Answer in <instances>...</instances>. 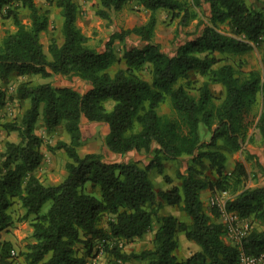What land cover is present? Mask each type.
<instances>
[{"label": "trees", "instance_id": "obj_1", "mask_svg": "<svg viewBox=\"0 0 264 264\" xmlns=\"http://www.w3.org/2000/svg\"><path fill=\"white\" fill-rule=\"evenodd\" d=\"M97 1L96 15L109 19L130 0ZM133 1L150 13L148 21L113 34L98 52L88 45L76 23L74 0H54L62 18L63 41L58 45L51 40L48 58L40 42L49 25L47 12L34 0H19L28 13L25 24L18 8H11L13 0H0V10L8 6L7 17L16 28L0 42L2 83L12 75L59 76L77 78L89 86L80 94L51 82L21 83L17 99L29 106L19 121L2 125L7 133H17L18 142H7L0 152V231L11 224L9 209L19 202L25 211L22 220L32 217L34 242L23 253L27 264H85L98 242H103L108 257L105 264H237L239 251L224 242L220 215L204 208L206 190L231 191L225 211L264 226V186H246L248 175L242 163L235 162L227 170L229 157L251 141L252 125L264 140V0H253L254 5L246 0ZM204 7L208 15L202 18ZM158 10L171 13L181 27L197 21L193 32L184 33V42L173 55L153 42ZM130 35L137 36L143 46L124 48L118 56L114 41L123 42ZM255 48L262 52V72H241L229 62V56ZM122 62L124 67L110 73ZM145 71L149 79L143 76ZM193 74L205 79L194 93ZM210 84L223 89L219 103ZM5 103V92L0 89V109ZM165 104L171 115L159 113ZM40 115L48 132L63 126L69 137V142L59 141L54 147L68 159L67 176L55 185H44L34 175L43 159V140L35 134ZM83 119L108 126L104 145L110 153L136 152L150 155L151 160L142 165L139 161L109 163L94 153L80 156ZM166 162L179 164L175 175L180 185L156 190L150 174L163 175ZM164 179L171 182L167 176ZM46 202L51 203L49 209L41 214ZM163 206L178 208L190 222L159 215ZM105 214L113 218L103 227ZM154 221L158 226L152 249L122 251V243L144 236ZM178 234L199 247L185 260L175 255ZM78 244L85 253H78ZM240 247L245 255L264 253V228L247 232ZM10 250L11 244L3 243L0 264H12Z\"/></svg>", "mask_w": 264, "mask_h": 264}, {"label": "rangeland", "instance_id": "obj_2", "mask_svg": "<svg viewBox=\"0 0 264 264\" xmlns=\"http://www.w3.org/2000/svg\"><path fill=\"white\" fill-rule=\"evenodd\" d=\"M35 4L41 8L43 11L47 12L49 19V25L46 32L40 35V42L43 47V51L46 56L49 58L48 46L52 39H54L58 45L63 41L61 35V25L62 18L60 16V10L56 8L54 0H34ZM249 5H254L253 0H246ZM74 3L77 6V25L80 28L81 32L88 38V45L95 49L98 52H102L105 48V44L108 42L110 37L119 33L121 30L132 29L135 26H140L145 24L148 21L150 13L142 9L135 1L130 0L126 3L124 8L118 12L111 14L109 19H102L96 15V10L99 9L97 0H74ZM17 7L19 16L23 23H28V13L25 9L20 6L19 0H13L11 8ZM8 6H4L0 10V42L8 34L15 32L16 28L13 25V22L10 18L7 17L6 9ZM201 17L205 18L208 15V8L204 7L201 11ZM157 19V24L155 27V35L153 42L160 45L161 51L173 55L176 48L184 42L185 36L184 33L193 32L196 28L197 21H193L187 27H181L178 25V19H173L171 13L165 10H158L155 12ZM125 41V43H124ZM141 40L135 36H127L123 42L118 40L114 41L113 47L118 56L122 54L124 48L130 49L133 47H141ZM218 56V55H217ZM220 57V56H218ZM229 62L235 67L239 66V71H249L256 70L262 72V52L260 48H255L253 51L237 55L229 56ZM124 67L123 62L119 65H116L110 69V73H113L117 68ZM145 79H149L148 72L143 73ZM59 77V76H57ZM61 80L57 81L55 77L50 78H41L39 76H16L12 75L6 83L0 81V89L5 92L6 103L0 109V152H3L5 149V144L7 142H18V135L16 132L7 133L3 130L2 125L11 121H19L29 106L27 101H19L16 96L17 87L21 83H28L29 85H37L51 82L53 85L58 87H70L73 90L77 91L80 94L85 93L88 90L84 82L75 80L77 78H67L60 77ZM204 78L200 77L198 74H193L191 76V81L193 82L191 88L194 90L197 89L203 82ZM216 103H219L223 98V89L220 85L210 84L209 86ZM110 107V105H109ZM256 110L253 112L255 113ZM160 114L171 115L172 111L168 104L161 106L159 109ZM252 113V114H253ZM251 114L249 115V119ZM81 133H82V145L77 149L80 156L86 154H99L103 157V160L109 163H126L129 161H139L142 165H146L150 160V155L138 154L136 152H130L125 155H114L111 154L104 145V139L108 133V128H104L103 124L90 123L86 120L81 122ZM253 125L250 127V132H254ZM201 135H203V128L200 126ZM35 134L43 140V145L41 147V152L43 154L42 162L39 168L34 172V175L39 178V180L44 185H55L62 182L67 176L65 165L68 161L64 151L55 149V145L59 141H68L69 137L66 134L63 126L55 128L53 131L48 132L43 124L42 115H40L38 122L35 126ZM253 135V134H252ZM254 139V138H253ZM252 140V139H251ZM255 144V141L252 143ZM185 161L180 162L181 169L184 168L183 165L186 164ZM238 158L233 157V160H230L231 163L237 161ZM229 162V163H230ZM182 163V164H181ZM185 163V164H184ZM163 175H157L154 171L151 172L150 177L154 182L155 189L166 191L174 185H180L179 180L176 178V171L179 167L178 163L175 162H166ZM167 176L170 178L171 182L168 184L165 182L164 177ZM214 177V175H211ZM215 178V177H214ZM251 181H254V178L251 177ZM256 182V181H255ZM252 182L249 179L246 180V185H252ZM89 190V189H88ZM97 193V192H96ZM95 193V194H96ZM218 190L216 192H210L209 190L203 191L202 200L206 212H211L214 209L219 215L220 211L217 206H212L210 200L214 198L216 194H219ZM232 196L231 191H227V195L224 198H218L220 205L225 202L229 197ZM50 202H46L40 213L44 214L47 212L50 206ZM165 206H163L164 208ZM159 211V215L164 216L165 209ZM176 214L185 215L178 208H172ZM168 212V210H167ZM9 214L12 217L11 224L0 231V249L2 248L3 243H10L11 250L9 260L12 264H27L23 253L26 251V246L32 244V228L30 225L32 217L27 220H22L25 211L21 208L19 202L15 201L9 209ZM179 221H182L177 216H174ZM113 218L112 215L105 214L101 219V226L106 227V224L109 220ZM187 218V217H186ZM219 221L220 218H219ZM157 223L154 221L151 230L146 233L141 238L132 240L130 243H122V251L125 253L135 252L138 253L143 250H149L153 248V239L154 233L157 229ZM247 226V227H246ZM240 228L244 231L250 232L251 229L262 230L263 225H260L257 222H250L244 220L240 224ZM224 242L228 245L233 246V242L230 239L223 238ZM103 242L95 243V246L92 250L91 255L86 259L85 264H105L108 260V257L103 250ZM75 249L79 254L85 253L81 244L75 246ZM199 250V247L189 242L185 239L183 234H178V246L175 251V255L179 259L185 260L186 258L193 255Z\"/></svg>", "mask_w": 264, "mask_h": 264}, {"label": "crops", "instance_id": "obj_3", "mask_svg": "<svg viewBox=\"0 0 264 264\" xmlns=\"http://www.w3.org/2000/svg\"><path fill=\"white\" fill-rule=\"evenodd\" d=\"M142 46H143V43H142L141 47ZM55 79L57 81H59L62 78L55 77ZM75 80H78V79H75ZM84 84H86V83L84 82ZM86 87L89 88V86L87 84H86ZM97 124H99V123H97ZM103 125H104V128H108L107 125H105V124H103ZM252 134L249 133V135L252 136V140L249 142L246 141L244 147L239 152H237V153H235L229 157L227 170L231 171L233 169L235 162L242 163L245 167L249 181L252 182L251 183L252 185H249L248 187L264 186V140H262V138L260 137L257 130H254V132ZM254 141H255V144H252ZM65 142H68V141H65ZM233 157H236V159L238 158V160L231 163L230 160H233ZM251 177L254 178V181H251ZM163 209H165V212H166L165 214H167V215L177 216L183 222H186V223L190 222V220L187 216H185L183 214L181 216L176 214L174 211H172L173 209L171 207L165 206ZM167 210H168V212H167ZM167 215H165V216H167Z\"/></svg>", "mask_w": 264, "mask_h": 264}, {"label": "built area", "instance_id": "obj_4", "mask_svg": "<svg viewBox=\"0 0 264 264\" xmlns=\"http://www.w3.org/2000/svg\"><path fill=\"white\" fill-rule=\"evenodd\" d=\"M226 195V192L216 194L214 198L210 200V204L219 208L220 220L223 224V229L225 231V238L232 240L233 246L236 247L239 251L237 264H264V253L257 256H250L245 255L241 251L240 242L241 239L247 234V231H244L240 228V224L244 220L239 219L234 213L226 212L224 209L225 202L220 205L218 198H224L226 197Z\"/></svg>", "mask_w": 264, "mask_h": 264}]
</instances>
